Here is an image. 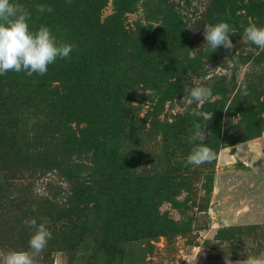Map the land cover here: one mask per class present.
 <instances>
[{"label":"rangeland","instance_id":"374dc122","mask_svg":"<svg viewBox=\"0 0 264 264\" xmlns=\"http://www.w3.org/2000/svg\"><path fill=\"white\" fill-rule=\"evenodd\" d=\"M10 2L74 47L44 75H0V253L29 250L33 218L52 233L38 264L264 253V49L244 37L264 0ZM222 21L235 48L214 51L204 25ZM196 123L216 154L199 166Z\"/></svg>","mask_w":264,"mask_h":264},{"label":"clouds","instance_id":"9594fccd","mask_svg":"<svg viewBox=\"0 0 264 264\" xmlns=\"http://www.w3.org/2000/svg\"><path fill=\"white\" fill-rule=\"evenodd\" d=\"M37 10L52 12L50 6L44 5H38ZM29 19L30 13L22 5L12 3L10 0H0V75L9 71L17 73L25 71L28 76H32L33 73L44 75L48 71V65L54 63L58 57L68 58L72 52L74 45L58 44L55 35L48 27L41 26L37 31L30 30ZM230 34H235V31L227 22L204 25L206 45L214 51L220 46L228 50L235 48ZM244 37L248 42L264 49V27L250 23L245 29ZM237 55L238 52L232 57ZM243 95H248L247 91H244ZM211 97V88L196 86L191 89L188 102L202 105ZM193 115L203 117L206 122L212 119L213 113L194 111ZM194 128V139H198L201 143L192 148L187 157V164L199 166L211 162L216 154L207 143H204L206 136L201 125L196 123ZM26 224L35 229L29 240V250L0 253L2 257L0 264H38V259L47 247L52 233L44 224L38 225L34 218L26 221ZM226 264L231 262L227 261ZM236 264H264V253L248 256L246 260L237 261Z\"/></svg>","mask_w":264,"mask_h":264}]
</instances>
